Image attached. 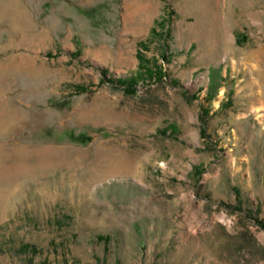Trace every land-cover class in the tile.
<instances>
[{"label":"rangeland","instance_id":"374dc122","mask_svg":"<svg viewBox=\"0 0 264 264\" xmlns=\"http://www.w3.org/2000/svg\"><path fill=\"white\" fill-rule=\"evenodd\" d=\"M0 264H264V0H0Z\"/></svg>","mask_w":264,"mask_h":264}]
</instances>
